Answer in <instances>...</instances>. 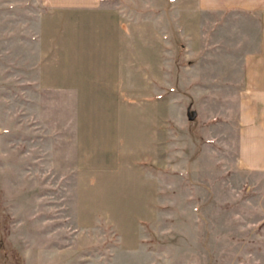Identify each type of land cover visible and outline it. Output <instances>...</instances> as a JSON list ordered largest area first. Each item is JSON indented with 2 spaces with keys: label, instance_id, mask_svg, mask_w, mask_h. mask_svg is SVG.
<instances>
[{
  "label": "rangeland",
  "instance_id": "374dc122",
  "mask_svg": "<svg viewBox=\"0 0 264 264\" xmlns=\"http://www.w3.org/2000/svg\"><path fill=\"white\" fill-rule=\"evenodd\" d=\"M93 9L119 22L112 75L62 32L82 10L0 0V264H264V174L237 163L239 20L197 0Z\"/></svg>",
  "mask_w": 264,
  "mask_h": 264
},
{
  "label": "crops",
  "instance_id": "0c3cea01",
  "mask_svg": "<svg viewBox=\"0 0 264 264\" xmlns=\"http://www.w3.org/2000/svg\"><path fill=\"white\" fill-rule=\"evenodd\" d=\"M98 0H42L51 14L56 11L82 10L87 17L77 22L60 23L62 32H71L74 37H90L97 43L96 57L106 58L95 69L97 74H114V58L118 49L120 32L119 22L109 17L106 11L93 9ZM197 7L202 10L223 11L229 14L231 22L239 20L240 36L244 37L245 46L239 55L240 78L237 89V163L241 170L254 174H264V0H197ZM48 16V17H49ZM54 18V17H53ZM52 19H47L48 28L53 32ZM69 29V30H68ZM66 35V34H65ZM74 43V42H73ZM82 49L86 44L80 41ZM76 47L79 43L76 42ZM80 47V49H81ZM111 59L112 62H111ZM113 63V64H112ZM109 66L110 69H106ZM82 71V69H81ZM92 71L91 73H95ZM84 72V71H83ZM86 73H89L86 70ZM81 83H85L81 81Z\"/></svg>",
  "mask_w": 264,
  "mask_h": 264
}]
</instances>
